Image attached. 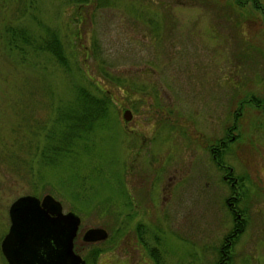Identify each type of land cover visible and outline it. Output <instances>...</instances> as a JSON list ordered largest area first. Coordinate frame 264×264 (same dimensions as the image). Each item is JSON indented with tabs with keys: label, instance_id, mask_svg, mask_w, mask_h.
<instances>
[{
	"label": "rangeland",
	"instance_id": "obj_1",
	"mask_svg": "<svg viewBox=\"0 0 264 264\" xmlns=\"http://www.w3.org/2000/svg\"><path fill=\"white\" fill-rule=\"evenodd\" d=\"M263 19L264 0H0V142L11 138L19 119L27 126L52 119L63 104L74 103L78 87L105 101V115L92 121L85 146L52 164H35L34 182L14 180L0 165V239L11 199L47 192L79 215L76 243L89 226L107 231L82 249L88 264L124 258L128 264H216L227 225L210 190L199 192L198 132L208 123L207 110L213 112L202 95L212 87L263 94ZM48 31L58 36L68 69L30 45ZM127 108L132 116L125 121ZM258 110L255 122L264 118V107ZM257 131L237 149L261 170L254 179L264 182L258 134L264 130ZM224 161L242 169L234 152ZM174 167L185 169L186 186L178 189L183 200L174 188L160 204L157 185ZM156 172L162 177L153 178ZM146 211L165 223L161 235H146L156 257L153 246L136 240ZM253 214L225 263L264 264V192L254 194ZM0 264H8L1 251Z\"/></svg>",
	"mask_w": 264,
	"mask_h": 264
},
{
	"label": "flooded vegetation",
	"instance_id": "obj_2",
	"mask_svg": "<svg viewBox=\"0 0 264 264\" xmlns=\"http://www.w3.org/2000/svg\"><path fill=\"white\" fill-rule=\"evenodd\" d=\"M212 90V92L204 91L202 95L204 102L209 104V108H212L213 112L211 114V110H207L205 118L208 123L198 132L200 138L199 144L201 147V169L199 178H201L202 181L199 192L201 196H206V194H208L207 190H210L209 194L210 197H212L210 200L211 203L216 204V202H219V210L221 211L218 213L220 219L223 217L225 220L226 223L224 225H227V228L220 236L217 248L219 259L216 264H231V262L225 263L227 258H231L229 252H231L234 245L237 243L239 235L247 227L249 223L248 220L254 216L253 196L255 193L262 194V192H264L262 190L264 189V182H260L259 179H254L256 174L255 171L260 172L261 170H254L255 167H253V163L250 165L248 157L239 153L237 149L238 146L245 145L244 143L242 144L243 140L247 139L251 142L254 131L264 130L263 117L258 115L256 122L253 121L254 107L257 109V112H261L258 109L264 107V91L261 95V92L254 94L252 91L247 90V92L243 94L236 89V87H225L224 90L222 88L219 89V87H212ZM222 91L224 92L222 93ZM222 102L227 106V109L223 110L221 106ZM131 116L130 111V117L128 119H123L128 121ZM128 129L130 130L131 128ZM258 134L260 138L264 137V131ZM233 152L239 159V163L242 167L239 171H234L233 166L224 161V157L226 158V155H231ZM262 164L264 165V162H262ZM161 175L160 172H156L153 178H157ZM165 178V181L157 185V198L159 203H167L172 197L174 188L177 189L176 199L183 200L182 194L184 190H181L179 193L178 189H184L186 186L185 179L187 177L185 176V169L174 167L171 174L165 175ZM146 195L148 196L147 199L150 200L148 192ZM150 202L153 201L150 200ZM154 203H156V201H154ZM141 214V219L140 221L138 220V227L140 230H138L139 233L136 240L146 248L148 246H153L152 250L155 248L157 249L155 245L148 243L146 235L149 233L152 238L161 235L158 233H163V221H161L159 217H155V221H153V218H151L152 216L147 211ZM167 215L169 217L168 213H166V216ZM157 219L159 220L157 221ZM78 229L73 238V249L85 259L83 253L84 248L86 250L92 248V243L95 241L83 240L81 233L79 242L76 243ZM78 244L79 246H77ZM156 249L155 255L157 254ZM152 252H150V256H153ZM124 259L125 260H123L121 264H128V259ZM142 262L148 264L147 262L150 261L139 260L133 262V264H142ZM153 262L155 263L154 260ZM86 264H88L87 261ZM106 264L113 263L109 262Z\"/></svg>",
	"mask_w": 264,
	"mask_h": 264
},
{
	"label": "trees",
	"instance_id": "obj_3",
	"mask_svg": "<svg viewBox=\"0 0 264 264\" xmlns=\"http://www.w3.org/2000/svg\"><path fill=\"white\" fill-rule=\"evenodd\" d=\"M27 39L28 37L22 35L23 42L29 43ZM7 44H12L11 39L7 40ZM30 45L49 52L60 65L65 69L69 68L55 32L48 31L46 38L32 41ZM77 94L74 103L63 104L55 111L52 119H49V115L44 119L39 117L33 119L28 124L30 126L19 119L11 128V131H15L11 138L0 142V165L14 180L34 182L39 176L35 164H52L60 156L70 154L75 147L85 146L86 140H83L92 126V121L105 115V101L102 96H95L87 89L78 87ZM41 132L42 141L39 135ZM96 251L98 250L93 249L90 253L94 255Z\"/></svg>",
	"mask_w": 264,
	"mask_h": 264
},
{
	"label": "water",
	"instance_id": "obj_4",
	"mask_svg": "<svg viewBox=\"0 0 264 264\" xmlns=\"http://www.w3.org/2000/svg\"><path fill=\"white\" fill-rule=\"evenodd\" d=\"M122 117L128 119L130 110ZM8 225L0 239V251L8 264H86L73 249L80 217L63 210L50 193L16 195L7 206ZM107 235L102 226H89L82 232L85 241Z\"/></svg>",
	"mask_w": 264,
	"mask_h": 264
}]
</instances>
